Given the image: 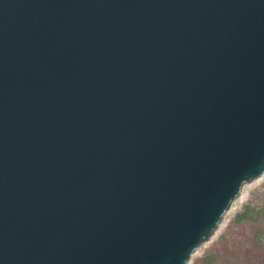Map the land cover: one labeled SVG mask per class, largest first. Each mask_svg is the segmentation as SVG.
<instances>
[{
    "label": "water",
    "instance_id": "water-1",
    "mask_svg": "<svg viewBox=\"0 0 264 264\" xmlns=\"http://www.w3.org/2000/svg\"><path fill=\"white\" fill-rule=\"evenodd\" d=\"M264 178V0H0V264H192Z\"/></svg>",
    "mask_w": 264,
    "mask_h": 264
},
{
    "label": "rangeland",
    "instance_id": "rangeland-1",
    "mask_svg": "<svg viewBox=\"0 0 264 264\" xmlns=\"http://www.w3.org/2000/svg\"><path fill=\"white\" fill-rule=\"evenodd\" d=\"M249 185L242 209L192 264H264V178Z\"/></svg>",
    "mask_w": 264,
    "mask_h": 264
},
{
    "label": "bare ground",
    "instance_id": "bare-ground-1",
    "mask_svg": "<svg viewBox=\"0 0 264 264\" xmlns=\"http://www.w3.org/2000/svg\"><path fill=\"white\" fill-rule=\"evenodd\" d=\"M252 189V186L248 184V186H244V189H243V192H242V195H241V198L240 199H236L235 200V204L236 205H232L230 207V210L228 212V215L226 217V220L224 222V225L222 227V230L224 229V227L227 225V223L232 219L234 218V216L239 212L240 209H242L243 205L246 203L248 197H249V194H250V191ZM221 230V231H222ZM218 234H216L214 236V238L217 237ZM211 245V244H210ZM209 246V245H208ZM208 246H205L201 249H198L197 251L194 252V254L192 255V260H195L197 257H200L204 254L206 248ZM193 262V261H192Z\"/></svg>",
    "mask_w": 264,
    "mask_h": 264
}]
</instances>
